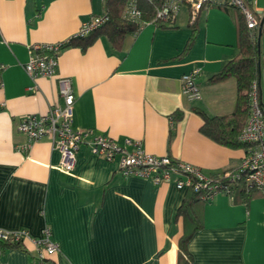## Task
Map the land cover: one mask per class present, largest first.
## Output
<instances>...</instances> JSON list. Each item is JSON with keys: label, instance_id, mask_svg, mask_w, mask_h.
Listing matches in <instances>:
<instances>
[{"label": "crops", "instance_id": "obj_1", "mask_svg": "<svg viewBox=\"0 0 264 264\" xmlns=\"http://www.w3.org/2000/svg\"><path fill=\"white\" fill-rule=\"evenodd\" d=\"M256 8L263 16L264 0ZM104 10L105 0H0V227L40 237L49 225L60 249L55 264H178L183 223L176 212L187 187L125 176L117 160L93 154L87 144L66 171L50 139L26 148L18 124L25 114L62 104L59 79L67 77L76 94L74 128L94 129L121 145L139 140L146 152L191 163L211 177L238 168L246 146L231 148L203 134L195 110L227 115L236 107V79L209 80L239 51L234 15L214 6L202 10L189 48L192 26L184 9L174 27L147 22L123 49L102 35L86 49H62L55 75L27 73L32 45L68 40ZM194 66L202 67V98L190 101L181 78ZM259 84L264 104V74ZM177 111L181 119L173 118ZM204 212L205 227L189 243L192 264H264L263 197L236 203L218 193ZM26 248L4 249L0 264H29L30 240Z\"/></svg>", "mask_w": 264, "mask_h": 264}, {"label": "built area", "instance_id": "obj_2", "mask_svg": "<svg viewBox=\"0 0 264 264\" xmlns=\"http://www.w3.org/2000/svg\"><path fill=\"white\" fill-rule=\"evenodd\" d=\"M158 3L153 23L165 22L176 24L184 10L190 20H195L199 13L209 7L223 5L238 8L243 13L247 26L257 31L262 13L255 6L256 0H149ZM124 15L132 20H140L143 24V11L138 0H130ZM108 15L103 12L84 20L79 31L72 37H82L106 23ZM69 41L57 43H37L30 47L28 61L24 64L27 73L32 77H51L58 70V53ZM202 67L194 66L183 74L182 91L190 101L202 98V90L198 83ZM259 82L253 81L250 91V113L240 134V140L246 143V154L236 169L226 170L217 177L205 175L201 169L191 163L176 160L171 156H157L148 153L141 141L127 138L125 144L108 135L97 133L94 129H77L73 126V104L76 99L70 78L59 79L60 93L63 103L51 106L45 114L28 113L22 116L18 129L28 138L26 148L38 140L48 138L61 155L62 167L66 171L75 168L77 153L82 144H87L90 151L109 161H118L120 170L125 176L140 175L151 178L155 183L175 180L178 188L194 186L196 189L206 187L209 199H213L221 186L229 188L228 179L235 181L243 178L248 187L264 188V109L260 104ZM33 88L36 89L34 85ZM133 148L129 149L128 146ZM221 188V189H220ZM0 240H30L33 244L34 256L29 264H51L50 261L58 253L59 245L52 238L49 225H45L40 237H32L27 228L16 230L0 227ZM2 250L0 249V254Z\"/></svg>", "mask_w": 264, "mask_h": 264}, {"label": "trees", "instance_id": "obj_3", "mask_svg": "<svg viewBox=\"0 0 264 264\" xmlns=\"http://www.w3.org/2000/svg\"><path fill=\"white\" fill-rule=\"evenodd\" d=\"M129 1L105 0L104 12L108 15L107 22L86 36L71 37L65 47L72 45L86 49L97 37L105 35L114 49H123L129 36L135 34L144 25L142 21L132 20L124 15ZM138 4L143 11L142 20L150 22L155 16V9L158 3L156 1L138 0ZM219 8L234 15L239 51L234 58L230 59L220 70L214 73L209 80L217 83L229 78H235L237 82V104L234 111L227 115H210L203 110H195L203 118V124L200 128L203 134L222 145L231 148H242L246 146V143L240 140V134L250 113V89L253 81L259 82L262 74H264V55L258 45V31L251 30L247 26L241 10L228 5H223ZM197 20L198 17L195 20H190L192 37L188 43V48L198 31ZM155 24L162 28L176 25L158 21ZM259 96L260 104L264 109L260 85ZM182 117L183 112L181 111L175 112L173 116L174 119H181ZM225 181L230 184L228 185L229 188L221 186L222 189L220 188L221 191L218 193L228 194L236 203H249L255 198H264V188L248 187L243 178L235 181L223 180L224 183ZM187 189V194L176 212V219H182L183 223L182 233L178 240V264L193 263V254L189 249V243L194 235L205 227V205L211 200L205 196L209 195L206 187L196 189L194 186H189ZM26 241L0 240V249L2 252L6 248H23L27 250ZM50 263L55 264L54 259Z\"/></svg>", "mask_w": 264, "mask_h": 264}, {"label": "water", "instance_id": "obj_4", "mask_svg": "<svg viewBox=\"0 0 264 264\" xmlns=\"http://www.w3.org/2000/svg\"><path fill=\"white\" fill-rule=\"evenodd\" d=\"M263 26H264V15L262 16L261 20H260V24H259V28H258V45H259V49H260V41H261V37L263 34Z\"/></svg>", "mask_w": 264, "mask_h": 264}, {"label": "rangeland", "instance_id": "obj_5", "mask_svg": "<svg viewBox=\"0 0 264 264\" xmlns=\"http://www.w3.org/2000/svg\"><path fill=\"white\" fill-rule=\"evenodd\" d=\"M255 6H256V4H255ZM184 9H185V8H184ZM181 14H182V13H181ZM181 14H180V15H181Z\"/></svg>", "mask_w": 264, "mask_h": 264}]
</instances>
